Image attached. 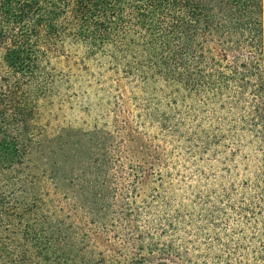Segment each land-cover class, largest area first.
Instances as JSON below:
<instances>
[{
	"label": "rangeland",
	"instance_id": "obj_1",
	"mask_svg": "<svg viewBox=\"0 0 264 264\" xmlns=\"http://www.w3.org/2000/svg\"><path fill=\"white\" fill-rule=\"evenodd\" d=\"M117 12L120 23L107 17L101 34L91 28L100 30L103 17L86 25L45 19L39 30L23 24L9 64L0 50L14 88L7 114L16 117L0 126V171L22 162H12L14 142H37L39 169L52 163L70 172L105 154L118 174L120 166L136 173L127 177L138 188L131 205L144 236L138 248L173 249L181 259L155 251L131 260L117 239L114 251L101 241L85 245L94 249L93 264H259L264 146L259 91L246 86L254 80L249 60L235 59L236 72L168 68L163 40L151 43L128 9Z\"/></svg>",
	"mask_w": 264,
	"mask_h": 264
},
{
	"label": "trees",
	"instance_id": "obj_2",
	"mask_svg": "<svg viewBox=\"0 0 264 264\" xmlns=\"http://www.w3.org/2000/svg\"><path fill=\"white\" fill-rule=\"evenodd\" d=\"M107 2L0 0V50H11V38L23 24L39 30L45 26V19L51 25L56 21L86 25L103 17L98 25L100 30L97 26L91 28L101 34L106 30L107 17L116 16L112 18L120 23L117 10L122 12L126 8L130 12L128 18L153 37L151 43L163 40L169 53L164 62L168 68L186 70L197 66L221 72L220 66L226 65L236 72L239 66L235 59L246 56L251 69L246 71L247 76L254 78H246V86L259 91L255 112L261 121L264 146V0H116L111 7ZM11 52L14 53L7 51L5 55L8 64L12 61ZM13 95L12 84L0 69V126L9 125L14 117L7 114ZM1 127L3 141L6 132ZM13 144L11 155L17 159L11 158L12 162H22L0 171V177L5 175L4 180L0 178V264H93L94 249L85 245L101 241L114 251L110 242L117 239L123 244L120 249L128 250L124 254L131 260L151 256L155 251L168 259H181L182 255L177 256L172 248H150L145 252L138 248L137 242L143 241L144 236L135 224L138 210L131 207L135 200L132 193L137 195L138 188L137 182L127 177H135L136 173L123 172L120 166L118 174L105 154L97 155L93 166L70 172L65 171L64 165L52 163L48 169H39L33 162L43 152L37 149L40 143H22V148ZM262 173L263 250L259 252V264H264V160ZM116 198L121 203L115 202ZM89 225L93 228L88 229ZM110 226L115 230L113 236L109 234Z\"/></svg>",
	"mask_w": 264,
	"mask_h": 264
}]
</instances>
